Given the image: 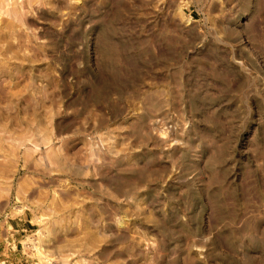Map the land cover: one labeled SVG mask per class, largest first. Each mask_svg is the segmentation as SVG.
I'll list each match as a JSON object with an SVG mask.
<instances>
[{
	"label": "rangeland",
	"instance_id": "1",
	"mask_svg": "<svg viewBox=\"0 0 264 264\" xmlns=\"http://www.w3.org/2000/svg\"><path fill=\"white\" fill-rule=\"evenodd\" d=\"M0 264H264V0H0Z\"/></svg>",
	"mask_w": 264,
	"mask_h": 264
}]
</instances>
